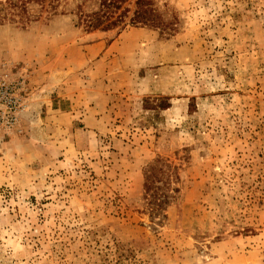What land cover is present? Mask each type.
Listing matches in <instances>:
<instances>
[{
    "label": "rangeland",
    "instance_id": "1",
    "mask_svg": "<svg viewBox=\"0 0 264 264\" xmlns=\"http://www.w3.org/2000/svg\"><path fill=\"white\" fill-rule=\"evenodd\" d=\"M153 1L165 32L136 0L106 32L101 0L0 20V73L31 89L0 135V264H264V0ZM159 157L181 191L154 215Z\"/></svg>",
    "mask_w": 264,
    "mask_h": 264
},
{
    "label": "trees",
    "instance_id": "2",
    "mask_svg": "<svg viewBox=\"0 0 264 264\" xmlns=\"http://www.w3.org/2000/svg\"><path fill=\"white\" fill-rule=\"evenodd\" d=\"M128 0H101L100 10L93 17L83 20L88 30L110 31L115 28H124L126 19L131 10L123 7ZM40 4L43 7L45 0H0V20L7 17H19L21 21L28 12V5ZM58 9V5L53 6ZM27 22L28 18L25 19ZM133 26H147L165 32L166 23L154 6L153 0H136L135 10L129 19ZM180 177L178 169L164 158H157L145 169V197L151 204L154 215L164 211V208L175 200L180 193L176 185Z\"/></svg>",
    "mask_w": 264,
    "mask_h": 264
},
{
    "label": "built area",
    "instance_id": "3",
    "mask_svg": "<svg viewBox=\"0 0 264 264\" xmlns=\"http://www.w3.org/2000/svg\"><path fill=\"white\" fill-rule=\"evenodd\" d=\"M30 97L31 89L25 76L12 78L0 73V135L18 131Z\"/></svg>",
    "mask_w": 264,
    "mask_h": 264
},
{
    "label": "crops",
    "instance_id": "4",
    "mask_svg": "<svg viewBox=\"0 0 264 264\" xmlns=\"http://www.w3.org/2000/svg\"><path fill=\"white\" fill-rule=\"evenodd\" d=\"M110 97H111V95H110ZM84 100H89L88 102L90 103V105H89L90 111L96 112V113L101 112L99 110V107L102 108L101 107L102 104H106V103H107V105L109 104V96L106 94H102V93L90 94L88 99L86 97H84ZM101 100H103V101L101 102ZM96 120H97V118H96ZM83 121H84V119H83Z\"/></svg>",
    "mask_w": 264,
    "mask_h": 264
}]
</instances>
